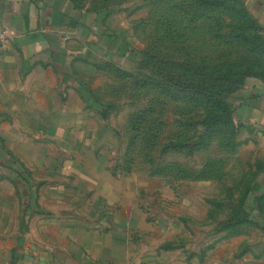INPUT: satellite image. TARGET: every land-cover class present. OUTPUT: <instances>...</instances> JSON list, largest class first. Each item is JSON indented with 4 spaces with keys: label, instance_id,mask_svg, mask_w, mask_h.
Wrapping results in <instances>:
<instances>
[{
    "label": "rangeland",
    "instance_id": "374dc122",
    "mask_svg": "<svg viewBox=\"0 0 264 264\" xmlns=\"http://www.w3.org/2000/svg\"><path fill=\"white\" fill-rule=\"evenodd\" d=\"M72 1L79 11L120 24L114 62H101L85 82L86 104L109 106L108 113L62 110L75 119L50 133L13 119L18 112H0V212L17 236L15 263L24 245L69 247L70 213L94 210L105 218L118 206L128 204L132 213L139 204L159 242L167 239L158 250L190 264H264V207L252 219L245 207L252 186L264 196L263 177L254 173L262 161L246 130L230 120L213 125L214 106L188 90L205 73L213 87L217 69L229 61L237 71L264 72V22L249 0L248 14L237 5L213 15L201 14L208 10L195 0ZM183 3L185 12L177 8ZM193 14L189 40L161 42L158 20L173 15L186 24ZM240 30L247 38L235 36ZM217 33L224 41L210 38Z\"/></svg>",
    "mask_w": 264,
    "mask_h": 264
},
{
    "label": "crops",
    "instance_id": "0c3cea01",
    "mask_svg": "<svg viewBox=\"0 0 264 264\" xmlns=\"http://www.w3.org/2000/svg\"><path fill=\"white\" fill-rule=\"evenodd\" d=\"M249 2L264 22V0ZM0 25L12 33L0 53V112H18L13 119L31 127L52 128L50 133H55L56 127L68 125L65 119H75L62 110H100L98 105L86 104L90 100L83 96L85 82L97 64L114 62L121 41L118 21L79 11L70 0H0ZM237 96L236 120L264 164V81L250 78ZM4 120L0 117V125ZM260 169L263 188L264 166ZM118 207L105 218L94 210L79 216L70 213L72 244L60 251L43 242L24 245L20 263L14 259V249L19 250L17 236L11 235L12 225L8 227L7 215L2 217L0 212V264H190L173 251L158 250L167 239L159 242L155 226L139 204L132 213L128 204Z\"/></svg>",
    "mask_w": 264,
    "mask_h": 264
},
{
    "label": "trees",
    "instance_id": "16d2710c",
    "mask_svg": "<svg viewBox=\"0 0 264 264\" xmlns=\"http://www.w3.org/2000/svg\"><path fill=\"white\" fill-rule=\"evenodd\" d=\"M72 5L77 8L75 3H73L72 0H70ZM165 1L168 3V0H160ZM247 1L246 0H195V5L198 7H205L204 9L208 10L207 13L203 12L201 14L205 15H213L214 13L221 12L219 10H231L234 9L237 11V5L241 7L244 13L248 14L247 11ZM231 5V6H230ZM180 11L185 12L187 10L186 3H183L182 5H179L177 7ZM78 9V8H77ZM240 9V8H239ZM200 20V11H195ZM195 13V14H196ZM193 14L190 16L189 20L186 24H179L177 18L173 15L166 16L164 18H161L156 23V28L159 31L160 37L159 39L163 43H167V41L171 38H180L184 39L185 41L189 40V34H188V24H192L193 21L197 18V16ZM246 14V15H247ZM207 21H212L211 18L206 19ZM217 20H214L216 22ZM247 31V30H246ZM235 36H243L247 38L248 34H245V32H239L235 33ZM211 37H217L221 40L222 38H225L222 33L217 34H211ZM176 40V39H175ZM177 41V40H176ZM224 41V40H223ZM101 64H97V68L100 67ZM204 70H209L208 65H205ZM215 70L212 72H208L209 78H214L216 72ZM217 73L219 74V77L216 75V79L218 81L213 84V87L208 86L210 83H206V73L202 77L201 85L193 86L189 88L188 90L195 91L198 97L203 96L205 100L207 101V104L211 106V104L214 106V113L211 116L210 119H213V125L221 124L225 122L226 120H230L233 122V127H241V124L237 122L235 117V107H234V101H233V94L239 90H241L245 83L250 79H259L264 81V72H258L253 71L251 68H243L240 71L236 70V67L233 66L232 61L226 62L223 67L220 69H217ZM84 97H88L87 94H83ZM99 106V105H98ZM108 107L109 106H103L100 103V112L104 115H107L108 113ZM130 121V119H129ZM210 123V120L208 124ZM131 124V123H130ZM132 125V124H131ZM176 146L182 145V143H176ZM261 166H264V164L258 163V172H254L255 174H259V171L261 170ZM254 186L249 188L247 190V196L245 201V207L248 218H253V212L258 207H264V196H255L254 195ZM16 259V258H14Z\"/></svg>",
    "mask_w": 264,
    "mask_h": 264
},
{
    "label": "built area",
    "instance_id": "2783aa9c",
    "mask_svg": "<svg viewBox=\"0 0 264 264\" xmlns=\"http://www.w3.org/2000/svg\"><path fill=\"white\" fill-rule=\"evenodd\" d=\"M12 39L11 31L0 25V53L5 50Z\"/></svg>",
    "mask_w": 264,
    "mask_h": 264
}]
</instances>
